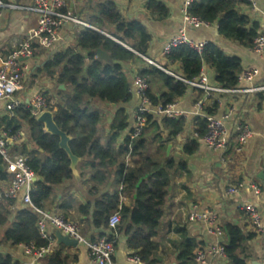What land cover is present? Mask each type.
Wrapping results in <instances>:
<instances>
[{
	"label": "crops",
	"instance_id": "0c3cea01",
	"mask_svg": "<svg viewBox=\"0 0 264 264\" xmlns=\"http://www.w3.org/2000/svg\"><path fill=\"white\" fill-rule=\"evenodd\" d=\"M1 1L6 5L20 8L32 6L34 2V0ZM64 1L68 10L75 17L89 25L94 29L93 31L132 52L136 56V60L126 62L123 65V74L128 79L131 94V99L127 104L116 106L98 100H89L88 108L98 114L94 140L98 142L100 147L110 146L109 158L100 161V163L99 160H94L92 156L79 159L76 166L77 177L73 176L71 180L53 188L51 199L43 211L49 215L60 216L73 222L77 225L81 235L87 240L95 241L103 238L104 235L100 230L90 228V217H81L77 214L78 206L92 205L107 191L110 193L118 192L119 207L121 205L130 207L133 203V193L126 191L121 195L119 191L121 186L116 187V182L111 178L114 176L117 166L124 164L125 169L138 168L145 160H149L159 169L167 161H171L173 170L171 176H169L171 181L163 206V215L159 228L151 239V241L158 244L157 264H177L176 257L179 249L176 245L180 243L181 235H185L199 244L194 254L197 251L208 249L210 246L220 245L225 248V245L228 244L227 235L223 230L226 225L239 228L245 237H249L244 244L245 250L242 255V257L245 256V263L264 264V235L256 234L252 230L246 215L239 210L240 205L243 203L251 204L260 215L262 224H264V179H262L264 178V91L238 94H206L202 90L189 86L186 93L171 104L174 106L175 111L182 113V115L173 119L180 122V129L173 133L172 130L166 129L162 125V120L166 117L147 114L150 120H147L146 115V123L142 133L139 138L137 137L138 139L136 138L138 142H143L146 149L141 156H138V160L134 157L131 158L129 153L131 147L129 137L135 126L134 115L140 106V98L137 95L134 82L138 78L139 71L151 66L143 58L152 61L175 77L180 75L179 64L169 63L165 59L166 55L163 54L162 50L181 29H185L188 39L193 43L206 42L207 45L215 46L221 50L225 56L239 59L241 67L239 77L245 73L252 74L250 80L238 81L234 89L239 91L264 87V55L256 53L251 47H242L236 42L221 37L217 31V23L208 24L206 27L186 26L185 28L182 9L185 2L189 0ZM240 1L237 11L239 14L246 16L250 23L256 24L258 33H261L264 29V0ZM150 2H156L159 7H164L166 15L157 18L154 15L156 13L148 8ZM106 4H111L114 8L119 16L120 23L138 22L142 25L149 37L144 56L134 53L128 47L137 42L125 38V45L112 37L116 33L115 24L98 20L99 12ZM36 22L37 17L25 10H1L0 62L26 39L28 32L35 28ZM83 31L80 27L65 24L58 31L50 47L42 48L36 44L33 45L32 57L23 62L28 68L23 73L20 89L15 94V99L20 107L29 109L33 98L38 94L46 99L49 109L61 102L62 92L67 90L59 79L61 69L54 68L48 72L45 70V66L54 57L68 49H74L76 40ZM109 60V63H111L110 58ZM200 74L194 80L203 77L209 87L220 88L215 82V72L208 65L202 66ZM157 87H152L150 90L155 94H159L162 91L156 89ZM198 103H202L201 111L196 108ZM214 104L217 106L215 115L205 114V109L212 107ZM151 108L155 110L162 108V106ZM119 110H122L123 116L126 117V127L117 132L115 126L120 121L116 122L115 115ZM223 115L228 116L225 122L229 139L228 147L223 152L212 151L203 144L202 137L197 136L198 127L196 122L198 119L205 120L206 116L220 118ZM238 124L247 126L251 131V137H249L240 152H236L237 133L235 128ZM10 132L14 133L10 134ZM3 133H7L12 137L8 145L12 155H21L26 159L35 151L41 152L32 143L27 125L18 118L13 120V114L7 113L4 102L0 103V135ZM126 139L129 142V152L125 157L119 158L116 156V151L124 145ZM192 143L197 145V150L192 155H186L184 147ZM0 166L2 167L1 163ZM93 166L97 170H92ZM181 166H183L182 169ZM95 171L106 173L109 175V179L106 176L103 182L89 181L90 174ZM2 174L7 175L4 169L0 172V201L4 199L3 194L11 183L10 176L7 175V180H2ZM34 179L37 180L35 177ZM107 179L109 184H107ZM239 184L242 187L237 189ZM234 187L237 191L234 194H228V190ZM252 187H255L259 194L256 195ZM23 194L24 192L21 191L13 200L14 205L9 208L12 215L14 212L27 207L22 203ZM66 197L70 200L69 203ZM63 201L64 206L69 207L67 213H64L67 214L66 217L60 209ZM193 212L213 214L215 224L220 229L221 235L212 236L209 234L206 223L196 222L190 217ZM5 229L0 227V257L7 259L9 264H47L51 254L41 261L33 262L25 251L26 245L12 246L4 243L2 237ZM47 231L53 236L56 233L49 225ZM103 233L106 235L108 231ZM53 252H58L65 258L64 264H95L89 257L87 250L80 245L76 248H67L55 241ZM133 256H135L134 253L127 249L126 238L117 235L112 264H134L131 262ZM192 264H197L195 258ZM205 264H230V261L227 257L212 255L207 256Z\"/></svg>",
	"mask_w": 264,
	"mask_h": 264
},
{
	"label": "trees",
	"instance_id": "16d2710c",
	"mask_svg": "<svg viewBox=\"0 0 264 264\" xmlns=\"http://www.w3.org/2000/svg\"><path fill=\"white\" fill-rule=\"evenodd\" d=\"M240 2L237 0H193L189 4L187 13L190 17L204 23H217V31L221 37L249 48L259 34L258 27L250 23L246 16L239 14L237 7ZM148 8L156 13L154 15L157 18L166 15L164 7H159L156 2H150ZM98 20L115 24L116 33L112 37L125 45V38L137 42L128 47L136 54L145 55L149 37L138 22L120 23L119 16L111 4L101 8ZM96 50L105 52L111 59V63L99 60L95 55ZM134 59L136 60V56L132 52L114 41L96 31L84 29L76 40L74 49L66 50L46 64L45 70L48 72L54 68L61 69L59 79L67 88L65 92H62L61 102L50 108L49 112L53 114L54 122L59 130L71 138L69 148L75 157L83 159L86 156H92L94 160H99V163L109 158L110 146L100 147L94 140L98 114L88 108L89 100H98L116 106L127 104L131 94L128 79L123 74V65ZM165 59L169 63L179 64L180 75L177 77L183 81H193L200 75L202 66L208 65L215 72V82L220 88L234 89L238 84L241 72L239 59L225 56L215 46L207 45L201 54L187 46H181L170 52ZM137 76L147 84L145 98L151 107L164 108L171 105L189 88L184 82L152 66L139 71ZM158 85L160 86L157 87ZM152 87H157L156 89L162 92L155 94L150 90ZM216 108L214 104L205 109V114L215 115ZM12 114L13 120L18 118L27 125L32 143L41 150L29 155L26 158V164L37 179L32 184L31 203L35 208L44 210L51 199L53 188L73 178L69 170V160L59 149L58 138L45 133L42 124L36 122L28 109L20 107ZM164 117H166L162 120L164 128L172 130L173 133L180 129L179 121ZM115 120L120 121L115 126L117 132L126 127V117L123 116L122 110L116 113ZM147 120H150L148 115ZM196 124L197 136L203 137L206 133V120L198 119ZM13 133L10 132V134ZM137 139L130 143V152L129 142L126 139L124 145L116 151V156L125 157L129 152L131 158L138 160V156H141L146 148L143 142H138ZM196 150L195 143L184 147L186 155H192ZM172 168L171 161H167L159 169L149 160H145L140 167L131 169H125L124 164H120L111 178L116 182V187L121 186L119 189L121 195L126 191L133 193L132 205L119 207L118 192L106 191L92 205L78 206L76 212L81 217H90V228L100 230L108 239H112V234L108 231L107 220L112 214L118 213L120 223L115 232L126 238L127 249L138 257L140 264H157L158 244L151 239L155 236L163 215ZM92 170L97 169L93 166ZM106 176L109 175L95 171L90 174L89 181L103 182ZM7 178V175H1L2 180ZM108 179L107 184H109ZM66 199L68 200L67 197ZM64 201L60 206L63 214L67 213L69 208L64 206ZM13 205V200L10 199L4 198L0 201V227L6 228L2 237L3 242L12 246L21 244L44 246L46 242L40 239L36 231L37 215L28 207L12 215L9 208ZM64 215L66 217L67 214ZM223 230L228 238L224 253L230 264H246L245 256L242 257V255L245 250L244 244L249 237H245L240 229L233 225H226ZM106 231L108 234L105 235L103 232ZM198 245L193 239L181 235V241L176 245L179 249L176 257L177 264H192L195 257L194 251ZM64 260L60 253L53 252L47 264H64ZM0 264H9V262L0 257Z\"/></svg>",
	"mask_w": 264,
	"mask_h": 264
},
{
	"label": "built area",
	"instance_id": "2783aa9c",
	"mask_svg": "<svg viewBox=\"0 0 264 264\" xmlns=\"http://www.w3.org/2000/svg\"><path fill=\"white\" fill-rule=\"evenodd\" d=\"M240 1V0H237ZM192 1H186L182 9L183 23L187 27H206L208 24L200 21L199 19L192 18L188 15L187 10L189 4ZM2 9H20L35 15L37 22L35 28L31 29L26 39L17 45L12 52L0 62V103H5V109L7 113H12L20 108L19 103L15 99V94L20 89L21 79L24 72L27 71V66L23 63L24 60L32 57L34 49L33 45L36 44L42 48L50 47L51 43L55 40L58 31L65 24H71L75 27L82 29H92L89 25L83 23L75 17L67 8L64 0H34L32 6L29 7H15L13 5H6L0 0V12ZM187 46L198 54H201L203 49L207 46L206 42L193 43L186 35L185 29H181L178 34L173 36L163 48L162 52L164 55H168L174 49ZM256 53L264 55V29L258 36L253 40L252 47ZM149 65L154 66L161 71L173 76L175 79L184 82L186 85L202 90L206 94L218 93V94H238V93H254L264 91V87L253 88L246 91H239L236 89H223V88H212L205 83V79L202 77L199 80L194 81H183L178 77H175L171 73H168L155 65L152 61L143 58ZM201 75V74H200ZM252 78L251 73H245L241 77H238V81ZM135 87L137 95L140 98V106L135 112L134 130L131 133L129 140L139 137L146 123L145 116L147 114H156L161 116H167L171 118L182 115L181 112L175 111L173 105L165 106L164 108H157L153 110L150 106L149 101L145 98V91L147 85L144 80L140 78L135 79ZM46 99L41 95H36L30 108L28 109L30 114L36 119L41 113L49 111V106ZM202 103L196 104V108L201 111ZM228 116L223 115L220 118L205 117L206 120V133L201 138L206 148L212 151L223 152L229 143L227 129L225 122ZM236 152H240L245 146L249 137H251L250 129L245 126L238 124L236 125ZM12 139L7 133L0 135V161L4 171L11 178V183L6 192L3 194V198L15 200L18 194L23 191L22 203L33 211L37 215L38 220L36 224L38 236L41 240L45 241L46 244L42 247H35L33 245H26L25 251L30 256L33 262L41 261L52 254L53 246L55 244V237L47 231L49 225L55 231L60 232L68 239L73 240L77 245L84 247L91 260L95 264H112V257L114 253V246L117 234L115 230L120 223V217L118 213L112 214L107 220V227L109 233L112 234V239L108 237L99 238L95 241L85 239L76 224L68 221L60 216H52L48 213L35 208L30 200V192L33 184L34 174L26 164V159L21 155H12L9 151V141ZM237 189L241 188L242 185H237ZM255 194H259L255 187H252ZM236 187L230 188L228 194H234L237 191ZM239 210L243 212L252 230L259 235H264V224L256 209L249 203H243L240 205ZM190 217L196 222H204L207 224L209 230L208 233L212 236L221 235L220 229L215 224V216L209 212L206 213H191ZM219 255L225 258L224 246H210L208 249L197 251L195 254V261L197 264H205L207 256ZM131 262L134 264H140L138 257L133 256Z\"/></svg>",
	"mask_w": 264,
	"mask_h": 264
},
{
	"label": "water",
	"instance_id": "95a60500",
	"mask_svg": "<svg viewBox=\"0 0 264 264\" xmlns=\"http://www.w3.org/2000/svg\"><path fill=\"white\" fill-rule=\"evenodd\" d=\"M95 53L97 57L102 61L108 63L110 62L109 57L104 52L97 50ZM35 120L37 123L42 124L45 133L58 138V147L66 154L69 160V170L71 171L72 176L77 177L76 166L79 163V158L75 157L70 151L69 142L71 141V138L67 136V134L59 130V128L54 122V117L51 112L45 111L41 113ZM2 171L3 168L0 166V172ZM34 182L35 179H33V183ZM54 236L58 244L66 246L67 248H76L78 246L75 241L68 239L66 236L62 235L58 231H56ZM252 264H257V263L253 262Z\"/></svg>",
	"mask_w": 264,
	"mask_h": 264
},
{
	"label": "bare ground",
	"instance_id": "6f19581e",
	"mask_svg": "<svg viewBox=\"0 0 264 264\" xmlns=\"http://www.w3.org/2000/svg\"><path fill=\"white\" fill-rule=\"evenodd\" d=\"M144 60V59H143ZM156 65V64H155ZM154 67V66H153ZM156 68V67H155ZM161 68V67H160ZM156 69H158V68H156ZM162 69V68H161ZM158 70H160V69H158Z\"/></svg>",
	"mask_w": 264,
	"mask_h": 264
},
{
	"label": "rangeland",
	"instance_id": "374dc122",
	"mask_svg": "<svg viewBox=\"0 0 264 264\" xmlns=\"http://www.w3.org/2000/svg\"><path fill=\"white\" fill-rule=\"evenodd\" d=\"M84 30V29H83Z\"/></svg>",
	"mask_w": 264,
	"mask_h": 264
}]
</instances>
